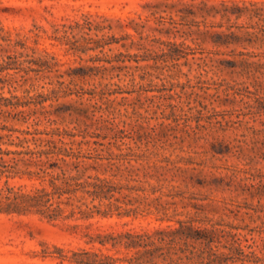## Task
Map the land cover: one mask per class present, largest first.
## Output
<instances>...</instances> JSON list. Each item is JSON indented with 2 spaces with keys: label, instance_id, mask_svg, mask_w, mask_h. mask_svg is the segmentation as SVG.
<instances>
[{
  "label": "rangeland",
  "instance_id": "rangeland-1",
  "mask_svg": "<svg viewBox=\"0 0 264 264\" xmlns=\"http://www.w3.org/2000/svg\"><path fill=\"white\" fill-rule=\"evenodd\" d=\"M0 264H264V0H0Z\"/></svg>",
  "mask_w": 264,
  "mask_h": 264
}]
</instances>
